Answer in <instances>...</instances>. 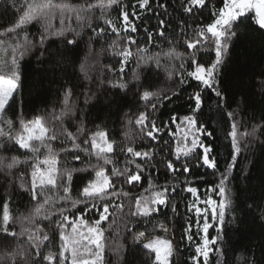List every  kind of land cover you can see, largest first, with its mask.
Returning <instances> with one entry per match:
<instances>
[{
	"label": "snow or ice",
	"instance_id": "obj_1",
	"mask_svg": "<svg viewBox=\"0 0 264 264\" xmlns=\"http://www.w3.org/2000/svg\"><path fill=\"white\" fill-rule=\"evenodd\" d=\"M154 2L155 0H136L134 4H123L122 0H96L95 3L85 0L84 4L76 5L55 2V0H41L40 3L36 0H23V3L16 7L18 18L11 26H5L3 31H0V37H10L14 41L8 44L6 39H0V50L11 49L8 53L11 56L10 61L0 57V121L4 120L6 111L12 110L15 105L14 96L19 92L22 79L19 60L25 53L38 49L39 55L45 56L51 47L50 38L56 36L61 38L60 43L64 52L75 55L81 43L85 42L84 28L89 30L87 43L90 51L92 43L99 42L109 32L116 37L103 51H110L113 56L118 57L116 60L118 67H113L110 63L103 65L113 74V78L106 79L104 83L125 92L135 87L138 99L145 102L143 110L138 112L134 120L129 118L127 121L129 124L140 125L142 134L140 139L144 143L139 146L135 143L118 144L115 139L109 138L106 128L97 127L95 131L88 133L81 124L77 132L73 133L63 126L64 117L70 118L74 114V106H70L74 89L66 83L63 87L64 107L59 115L53 117L61 122V135L64 141L59 151L66 154L64 165H61L57 152L51 146V141L58 139L56 131L46 126L44 117L37 116L30 121L21 120L20 131L15 135L11 131L5 132L0 127V137L11 140L17 151L23 150L20 155L7 158L10 159V163L5 164L4 160H0V166L12 168L17 164L28 163L31 159L33 162L29 174L30 182L24 190L29 193L33 201L37 202L34 212L39 215L46 206H50L55 209L52 215L58 213V219L53 221L59 238L56 249L50 250L48 247L54 242V237H50L43 229H38L39 234L29 232L27 235L28 248L23 253L8 251L5 257L7 264H105L107 229L104 225L109 221L113 210L123 211L126 207L123 202L113 201H119L121 197L131 200L127 212L130 218V231L135 227L132 224L133 219L138 223H151L163 208L169 207L173 213H177V205L170 200V193L175 194L179 184L170 187L167 183L162 185L155 183L151 177L153 172L159 171L156 168L157 163H163L165 171L172 173L174 177L177 173H192L193 167H203L211 170L213 176L218 175V183L209 182L210 186L204 190V197L201 195V190L194 186V181L186 179L181 182L185 184L184 190L193 197L187 205V211L193 215L183 225L181 239L185 241L186 247L190 246L193 249L189 257L191 264H209L213 253L219 254L215 264H225L223 257L226 249L222 245L227 234L226 217L234 208L230 188L232 172L237 168V158L241 154V138L251 133L241 131L236 121V112L226 113L227 118L231 120L230 131L227 132L231 151L221 170L218 159L220 153L214 148V132L209 130L207 122L202 123L198 119L197 114L199 113L201 117L204 115L202 108L205 103L203 98L205 89H210L219 98L218 107L224 105L225 97L218 87L219 69L224 63L230 44L241 39L235 30L239 24L247 20L250 25H255L258 30L264 32V0H223V7L213 10L212 16L215 18L212 22L193 29L191 36L187 35L188 26L185 22L178 21L176 26L183 39L185 50L186 52L192 50L187 52V55L178 52L174 40L166 36L168 24L164 19L158 21V27L154 32L144 29L148 42L153 41L154 35L168 42V51L162 54L180 61L176 73L179 84L185 85L189 81H195L199 85V89L187 97L192 102L191 114L179 118L173 115L169 123L160 125L157 124L154 116L158 107L163 101H172L173 97H179L180 92L173 90L168 94L159 90L153 91L151 85L146 83V77L145 83H141L139 73H135L132 80L124 79L129 60L136 54L148 51L147 45L141 47L133 35L139 30L136 24L140 19L137 8L147 11ZM206 4L207 0H186L183 12L194 15L195 12L204 9ZM156 6L167 11L165 4L156 3ZM113 8L119 13L116 19L105 17L103 27L100 25L93 27L89 16L94 10ZM55 12L62 15L75 13L76 19L83 23L79 29L72 28L65 23V19H61V27L54 28L51 17ZM68 19L71 17L68 16ZM35 24H41L42 31L37 30V34L30 39L26 26H35ZM20 33H23L22 37ZM133 45H136L135 52ZM209 46L214 51V59L206 60L203 56L198 58L200 50ZM145 63H147L146 59ZM137 67H140L139 61ZM81 70H84V65H81ZM261 88L264 90V81H261ZM91 99L93 96L85 94L84 103L87 104ZM7 124L11 126L13 121L7 120ZM171 125H175L176 131L171 130ZM166 136L174 137V144L165 139ZM161 145L170 150L173 158L160 157L159 161L155 159L159 152L164 151ZM41 147L46 153L43 160L37 155ZM69 157L72 161L81 162L83 167H68ZM121 158L122 167L118 166ZM189 160L195 162L192 167L189 166ZM174 161H180V166L178 167ZM77 173L86 175L77 177L81 180V186L78 195L73 197V180ZM145 182L148 186L139 195L124 191L123 185L135 187ZM21 187L24 185L22 184ZM45 193H54V196ZM208 193H214L216 198ZM60 201L68 202L71 207H65L61 203L59 208H56ZM10 202L11 197L0 201V209H2L0 234L4 240L24 235L23 231L18 234L10 228V223L14 222L9 210ZM80 205L84 207L81 208ZM248 207L253 206L248 205ZM257 207H264V197H261V205ZM69 212L71 216L66 215ZM89 213H96L95 218L89 216ZM44 219L49 220L51 216L45 212ZM260 219L264 223V212L261 213ZM232 220H235V216ZM210 230L214 235H210ZM158 232L165 235H159ZM168 233V224L156 221L152 224L151 231H135L132 233V239L134 243L140 244L147 250L151 264H174L178 247L174 243V237L167 235ZM236 264H264V258L258 262L250 250L245 249L236 257Z\"/></svg>",
	"mask_w": 264,
	"mask_h": 264
},
{
	"label": "trees",
	"instance_id": "obj_2",
	"mask_svg": "<svg viewBox=\"0 0 264 264\" xmlns=\"http://www.w3.org/2000/svg\"><path fill=\"white\" fill-rule=\"evenodd\" d=\"M36 2L40 3L41 0H36ZM55 2L80 5L84 4L85 0H55ZM91 2L95 3L96 0H91ZM135 2L136 0H122L123 4H134ZM21 3L23 0H0V31H3L5 26H11L18 18L16 7H19ZM156 3L167 5V11L157 7ZM185 3L186 0H155L147 11L137 8L140 19L136 21V24L139 30L133 35L141 47L147 45L148 51L136 54L129 60L124 79L132 80L134 74L139 73L141 83H145L144 78L146 77V83L151 85L153 91L159 90L168 94H171L173 90L180 92L179 97H173L172 101H163L162 105L158 107L154 114L158 125L169 123L173 115L179 118L191 114L190 105L192 102L187 97L197 91L199 85L195 81H189L185 85L179 84V77L176 73L180 61L162 54L168 51V42L155 35L153 41L148 42L144 29L147 28L154 32L158 27V21L164 19L168 24L166 36L174 40L178 52H184L187 55V52L192 50L186 52L183 39L176 26L177 22L183 20L188 26L187 35L191 36L193 29L212 22L215 18L212 16L213 10L223 7V0H207L204 9L195 12L194 15H189L183 12ZM114 8L94 10L89 16L93 27L97 25L103 27L105 17L116 19L119 13ZM68 16L71 19H68ZM61 19H65V23L72 28L79 29L83 23L76 19L75 13L62 15L55 12L51 17L54 28L61 27ZM26 30L31 39L37 34V30L42 31V27L41 24L27 25ZM235 30L241 39L230 44L224 63L218 72V87L224 94V105L218 107L219 98L210 89H205L203 92L205 103L202 108L204 115L201 117L199 113L197 114L198 119L202 123L207 122L209 130L214 132V148L220 153L218 159L221 170H223L228 153L231 151L230 140L227 137L231 120L227 118L226 113L228 111L236 112V121L241 131L251 133V135L241 138V154L237 158V168L232 172L233 179H231L230 188L233 194L234 208L226 217L227 234L222 245L226 249L223 257L225 264H236V257L245 249L250 250L258 262L264 258V223L260 219L264 207H257V205H261V197H264V90L261 88V81H264V32L258 30L255 25H250L247 20L239 24ZM83 31L86 34L85 42L81 43L75 55L64 52L63 45L60 43L61 38L56 36L50 38L51 47L45 56L41 57L38 49L25 53L24 57L19 60L22 79L19 92L14 96L15 105L12 110L6 111L4 120L0 121V127L5 132L11 131L15 135L20 131L19 122L21 120L30 121L37 116L44 117L46 126L54 128L58 136L57 140L51 141V146L57 152L61 165L66 162V154L59 151L64 137L61 135V122L53 117L59 115L64 107L63 87L66 83L74 89V95L70 100V106H74V114L70 118L64 117L63 119V126L68 131L76 133L77 128L82 124L83 129L88 133L95 131L97 127L106 128L109 138L115 139L118 144L135 143L139 146L144 143L140 139L142 135L140 125L129 124L127 121L129 118L134 120L138 112L143 110L145 102L138 99L135 87L125 92L111 88L104 83L106 79H112L113 74L103 65L110 63L113 67H118L116 64L118 57L113 56L110 51H103L116 37L109 32L99 42H93L90 51L87 43L89 30L84 28ZM20 36L22 37L23 33H20ZM0 39H6L8 44L14 42L10 37H0ZM176 41L179 42L176 43ZM132 48L135 52L136 45H133ZM10 52V48L7 51L0 50V57H5L10 61L11 56L8 55ZM61 53L64 54L61 55ZM214 55V51L209 46L200 50L198 58L203 56L209 60L214 59ZM145 59L147 63H145ZM137 61L140 62V67H137ZM81 65H84L83 71ZM85 94L93 96V99L87 104L84 103ZM9 119L13 121L11 126L7 124ZM254 129L255 131H253ZM171 130L176 131L175 125H171ZM165 139L174 144V137L166 136ZM161 147L164 146L161 145ZM22 151H17L11 140L0 137V160H4L5 164L11 162L7 158L18 156ZM45 154V149L41 147L40 153L37 154L39 159L43 160ZM160 157L173 158L167 147H164V151L159 152L155 159L159 161ZM174 162L178 167L180 166V161ZM93 163H95L94 159ZM194 163L189 160L190 167ZM67 166L83 167L81 162L72 161L70 157L67 158ZM118 166H123L122 158L119 159ZM156 168L159 169L158 173L153 172L151 177L155 183L161 185L167 183L170 187L179 184L177 192L170 193V200L177 205V213H173L169 207L163 208L151 223H138L133 219L132 224L135 227L130 231V218L127 212L131 200L121 197L119 201H113L114 203L123 202L126 207L123 211L113 210L112 216L104 225L107 229L105 232V264H151L149 253L140 244L133 242L132 233L151 231L152 224L156 221L167 223L170 236L174 237V243L178 247L174 256V264H191L189 257L192 255L193 249L190 246L186 247L181 236L183 225L193 215L187 211V205L193 200V197L184 190L185 184L181 182L186 179L194 181V186L201 190V195L204 197V190L210 186L209 182L218 183L219 177L218 175L213 176L211 170L203 167H193L192 173H177L175 177L172 173L165 171L163 163H157ZM84 175L86 174L77 173L74 175L73 197L78 195L81 186V180L77 177ZM29 182L30 177L20 171V164L12 168L0 166V201L11 197L9 210L14 222L10 223V228L18 234L24 232V235H18L16 238L9 237L7 240H4L0 234V264H7L5 257L9 250L23 253L28 248L27 235L29 232L39 234L38 229H43L50 237H54V242L48 245L50 250H55L59 244L58 230L53 222L58 219V213L52 215L55 209L46 206L41 214H35L34 208L37 202L33 201L29 193L24 190L29 186ZM22 184L24 187H21ZM147 186L146 182L135 187L123 185L124 191H129L132 195H139ZM60 194L62 195V193ZM144 194L147 195V193ZM45 195L54 196V193H45ZM208 195L216 198L214 193H208ZM61 203L65 207H71L68 202L60 201L56 208H59ZM248 205L253 207L249 208ZM80 207L84 206L80 205ZM45 212L51 216V219H44ZM66 215L71 216V212ZM88 215L95 218L96 213ZM233 216H235L234 221L232 220ZM26 217L28 219H25ZM0 218H2V209H0ZM126 225L129 226L126 227ZM157 234L165 235L159 232ZM210 235H214L211 230ZM218 255V253H213L209 264H215Z\"/></svg>",
	"mask_w": 264,
	"mask_h": 264
},
{
	"label": "rangeland",
	"instance_id": "obj_3",
	"mask_svg": "<svg viewBox=\"0 0 264 264\" xmlns=\"http://www.w3.org/2000/svg\"><path fill=\"white\" fill-rule=\"evenodd\" d=\"M181 127H183V125H181ZM29 156H31L29 154ZM23 159V157H21ZM31 164H32V160L29 159L28 163H25V164H20V171L24 174V175H27L28 177H30V172L32 171V167H31ZM41 167H44L43 165H41ZM167 235L170 236V233H168Z\"/></svg>",
	"mask_w": 264,
	"mask_h": 264
}]
</instances>
